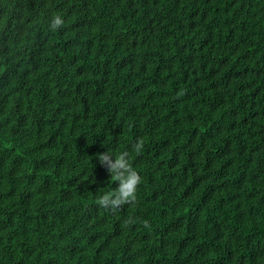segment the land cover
Masks as SVG:
<instances>
[{
    "label": "trees",
    "instance_id": "1",
    "mask_svg": "<svg viewBox=\"0 0 264 264\" xmlns=\"http://www.w3.org/2000/svg\"><path fill=\"white\" fill-rule=\"evenodd\" d=\"M0 264H264V0H0Z\"/></svg>",
    "mask_w": 264,
    "mask_h": 264
},
{
    "label": "clouds",
    "instance_id": "2",
    "mask_svg": "<svg viewBox=\"0 0 264 264\" xmlns=\"http://www.w3.org/2000/svg\"><path fill=\"white\" fill-rule=\"evenodd\" d=\"M63 23L60 16H54L50 20V28L58 29ZM138 149L139 146L137 145ZM101 166L108 169L110 179H114L117 183L116 187L111 190L98 194L99 204L110 210H117L122 205L130 203L136 199L138 186L141 177L137 170L130 163V154L128 151L115 154L109 148L97 154Z\"/></svg>",
    "mask_w": 264,
    "mask_h": 264
}]
</instances>
